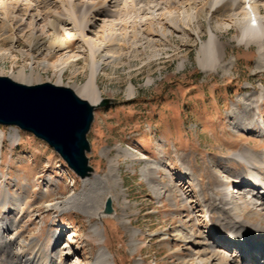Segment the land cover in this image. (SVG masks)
<instances>
[{"label": "rangeland", "instance_id": "374dc122", "mask_svg": "<svg viewBox=\"0 0 264 264\" xmlns=\"http://www.w3.org/2000/svg\"><path fill=\"white\" fill-rule=\"evenodd\" d=\"M180 1L177 9L169 7L163 13L148 10L153 22H144L142 28L133 25L134 13L126 25L113 27L120 41L111 49L116 51L115 59L106 61L102 56L110 42L96 41L102 48L96 55L101 63L97 71L89 48L79 36H66L68 50L60 55L55 47L47 50L54 37L22 33L14 23L8 25L18 37L13 41L0 17V75L16 77L23 70L40 76L37 83L55 84L62 75L64 85L89 84L97 88L101 99L112 100L94 110L95 119L87 135L91 149L86 154L94 171L88 178L108 174L111 160L117 162L114 170L120 183L111 193L117 213L113 218L97 219L73 209L49 208V203L88 187L42 139L19 129L16 132L20 136L14 141L10 135L16 127L0 125V193L6 186L13 194L25 196L22 208L9 216L20 218L19 230L25 239L36 235L52 244V234L62 232L64 264H96L95 255L101 246L109 251L114 264H201L210 224L203 213L198 185L191 177L195 173L209 200L215 177L225 180L229 175L237 180L244 170L242 163L226 160V156L245 145L264 150V136L258 129L253 134H237L232 123L236 112L233 104L238 105V111L248 109L249 99L257 96L260 84L264 85V69L257 67V47H246L239 40L244 15L229 6L212 8L209 0ZM262 8L259 17L264 21ZM171 21L179 22L182 28L175 29ZM211 28L224 47L218 69L206 72L198 66L196 56ZM67 54L74 58L62 64ZM131 84L136 91L129 96ZM258 108L257 119L264 125V101ZM128 152L138 157L132 159ZM155 162L163 165L155 174L169 185L161 196L143 172L147 164ZM184 166L193 173L189 175ZM117 192L124 193L119 196ZM183 195L189 200L183 201ZM123 196L128 198L126 205ZM105 198L104 194L101 209ZM252 206L249 204V208ZM11 208L9 203L7 209ZM3 209L0 202V211ZM124 213L127 223L118 219ZM215 216L217 212L211 219ZM92 223L100 224L102 235L91 230ZM186 227L195 233L192 242L177 232L186 233ZM131 229L137 231L135 246L131 244Z\"/></svg>", "mask_w": 264, "mask_h": 264}, {"label": "bare ground", "instance_id": "6f19581e", "mask_svg": "<svg viewBox=\"0 0 264 264\" xmlns=\"http://www.w3.org/2000/svg\"><path fill=\"white\" fill-rule=\"evenodd\" d=\"M196 1L199 2V0H195V2ZM177 3H181V1L0 0V17L2 18L4 26L6 25L7 27L14 23L18 26L16 29H19L22 33L31 31L33 32V36L35 35L34 37H39L40 35H44V37L46 35L49 38L54 37L55 41L50 43V49L47 48V50L51 52L55 47L58 52L61 53L60 55L68 50V46L64 41L66 40V36H79L83 43L89 48L93 69L94 71H97L101 66V63L96 61V55L101 52L102 48L96 41L103 43L104 41L110 42L111 46H108V43H106L108 51L102 56L106 61L112 58L115 59L117 58L116 51L112 52L111 49L117 48L120 41L117 33L112 31L113 27L120 28L121 25H126L127 22H129L128 19H131L132 17L131 13H134V19L136 16L139 17V19H132L133 22H131L134 26L136 24V26L142 28L144 22H153L150 11L147 12L148 10L153 8L156 12L161 11L163 13V10L170 9L169 7L177 9L175 7L178 5ZM186 3L189 2L186 1ZM208 3L212 8H217L220 5L229 6L233 12H236V14L239 11L244 15L245 21L242 22L243 24L240 26L241 29L239 28V40L243 42L246 47L250 46V44L257 47L259 53L257 67L258 69L263 70L264 21H261L259 16L263 14L262 7L264 6V0H209ZM55 6H60V8L56 9ZM247 6L249 10L247 9ZM171 10H168L169 13L172 12ZM124 16L125 18L123 19ZM128 16H130V18H128ZM97 21H101V24L98 25ZM171 24L177 30L182 28L177 21H171ZM9 26L6 28V32L10 33V37H12L13 41H16L15 38L18 37H15V31L12 32V28L10 29ZM67 26H70L71 28L69 29ZM90 33L92 34L91 37L88 35ZM100 33L102 34L100 35ZM217 35L218 34L213 28L209 29L207 40L203 41L201 48L197 52L196 61L203 71H215L220 64V56H222L220 53L224 46L220 39L217 38ZM40 42L42 43V40H40ZM30 47L33 48L32 46ZM70 57L74 58L72 54H67L66 59L61 63H65ZM70 61L73 62L72 60ZM183 64L184 63H181L180 66ZM18 73L19 74L16 77H9L19 83H25L28 85L35 84L41 80L40 76L36 77L31 73L27 74L23 70ZM56 85L69 86L62 83V75H59ZM71 88L74 89L79 97L88 100L94 106H97L102 100L101 93L97 88L92 87L89 84L77 87L71 86ZM127 91L128 95L132 96L136 91V87L131 84ZM249 100L248 109L245 108L238 111V105L236 103L233 104V109L236 111L233 112L235 114L234 119L232 120L235 133L238 134L242 131L248 134H253L255 133L254 130L258 129V134L263 137V121L257 119L259 103L264 101L263 84H260L257 96H251ZM10 136L15 141L20 135L15 131V133ZM1 148L2 145L0 144V151ZM126 155L132 159L138 157L132 152H128ZM223 158L224 157L221 159L223 160ZM141 159H146V157H141ZM225 159L234 160L235 162H240L244 165V170L239 175V178H237V183L234 186L239 190L240 194L237 203H232L230 200L231 196L228 195V186L231 184H227V180L230 178L229 175L226 176L227 178L225 180H221L219 176L215 177L216 183L210 194L209 200L206 199L207 197L200 182L196 181V177L194 176L195 173L191 177L196 182L195 184L198 185V196L201 197L199 199H202L204 203H202L204 216L209 217L210 227L215 229L218 233L216 237L214 231L212 232L211 230L209 231L211 233L205 236L206 243L204 244V247L206 249L202 252L204 253L205 259H203L201 264H250L246 259H239L235 256V251L233 250V245L231 243H237L238 241L240 243H242V241H247L244 249L242 248V250H240L241 253L245 252L248 254L249 259H253L254 261L259 259L261 261L264 259V203L261 205L256 204L258 202L256 200L257 196L254 194L255 191L245 193V190L248 186H254L251 179H264V150H258L254 147L252 148L245 145L240 148L239 151L230 156H226ZM109 167L111 171L106 175L97 174L92 178H88L87 176L83 177V185L88 188H84L81 192L69 195L63 200L51 202L48 207L51 209L56 208L61 211L73 209L83 213L85 212L97 219L101 218L100 211L102 210L101 206L104 194L113 197V194L111 193L116 188L117 183H120L118 182L120 181L118 179L120 176L115 171V167H117L116 160H111ZM160 168H163L162 163L155 162L152 166L151 163L147 164V168H144L143 170L152 189L158 190V196L163 195L165 192L163 188L169 186L161 181L158 174H155ZM185 168L188 170L189 175L193 173H191V169L187 166ZM155 177L157 179L159 178V180H156ZM2 188L0 202L4 205V209L0 211V264H64L62 260L64 256L62 248L64 245V238L62 232L56 231L52 234V244H48L47 240H41L40 237L36 235L25 239L19 230L20 218L15 214L9 216L11 212L14 213L13 211L22 208L25 202V196L13 194V192L6 186H3ZM122 189L123 188L121 187L120 190L122 191ZM217 190L221 193L220 195L217 194ZM242 191H244V193ZM123 193L117 192V195L120 196L121 194L123 195ZM183 197V201L189 200L188 196L183 195ZM123 198L126 205L128 198L126 196H123ZM249 199L254 202L250 203ZM9 203L12 204L11 209H7ZM249 204L253 205L252 209L249 208ZM205 211L207 213H205ZM215 211L218 213V217L215 216L214 220L211 219V216L213 213H216ZM118 219L122 223H127V213L119 215ZM90 228L98 236L103 233V229L99 223H92ZM184 229L187 230L186 233L184 230H177V232H182L180 235L184 236V238L187 237V239H189L188 242H192L195 238L193 229L187 227ZM130 233L131 244L135 246L137 242L134 238L137 231L131 229ZM95 256L96 264H114L109 251L104 246L99 248ZM66 257L69 258L68 255H66ZM222 257L226 260H221ZM72 263L73 262H71V264Z\"/></svg>", "mask_w": 264, "mask_h": 264}, {"label": "water", "instance_id": "95a60500", "mask_svg": "<svg viewBox=\"0 0 264 264\" xmlns=\"http://www.w3.org/2000/svg\"><path fill=\"white\" fill-rule=\"evenodd\" d=\"M111 101L102 99L97 106ZM97 106L79 97L70 86L52 82L28 85L0 75V125H15L42 139L80 179L94 172L86 152L91 149L87 135ZM105 199L99 219L117 214L113 197Z\"/></svg>", "mask_w": 264, "mask_h": 264}]
</instances>
